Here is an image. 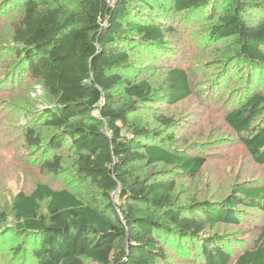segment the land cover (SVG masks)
Instances as JSON below:
<instances>
[{
	"label": "trees",
	"instance_id": "16d2710c",
	"mask_svg": "<svg viewBox=\"0 0 264 264\" xmlns=\"http://www.w3.org/2000/svg\"><path fill=\"white\" fill-rule=\"evenodd\" d=\"M0 20V92L35 82L19 96L50 103L0 136L66 184L39 181L0 209V264H264V219L244 241L216 229L264 216L263 181L188 195L208 159L157 107L221 98L264 166V0H0ZM187 33L209 48L195 67L181 63ZM18 106L0 97V123Z\"/></svg>",
	"mask_w": 264,
	"mask_h": 264
},
{
	"label": "rangeland",
	"instance_id": "374dc122",
	"mask_svg": "<svg viewBox=\"0 0 264 264\" xmlns=\"http://www.w3.org/2000/svg\"><path fill=\"white\" fill-rule=\"evenodd\" d=\"M5 27L6 25L0 20V29ZM186 35L190 36L184 37V44L187 47V57L184 58L181 63L186 67H195L197 61L199 62L203 58V55L209 52V48L203 49V47L199 46V43L197 46V40L191 37V33H187ZM194 35L196 36L197 34ZM179 45L183 46L181 40H179ZM4 58L5 55L0 53V63ZM202 75L203 72L200 77H202ZM205 75L208 74L206 73ZM237 84L238 83L233 82L230 88ZM36 85L35 82H30L25 85L26 87L24 86L18 89L25 91L30 90L29 92L31 94ZM19 90L14 92H0V97L10 96L15 99L16 103L25 107V109L19 106L17 109L9 107L3 111L5 116L0 123V129L3 131H11L15 125H19L17 123L23 119L26 114L32 113L31 110H36L37 107L40 108L50 104L46 95H42L38 98H33L32 96V100L27 101L29 92L19 96ZM38 93H41L40 88H38ZM221 100V98H216L215 102L217 103L212 104L211 101L201 99L199 95H193L184 102L173 107L157 104V107L161 109L163 115L176 120L178 124V143L180 142V138L181 143L184 144L182 146L183 148L189 149V152L197 155L204 154L208 159L200 176L193 181L187 180V184L184 185L187 190L192 191L188 195L191 196L193 194V196L195 195L201 200H219L227 196L232 188L239 183L241 184L254 180H260L264 183V166L256 164L250 159L245 148L239 142L238 137L232 133L225 123L224 114L226 108L223 107ZM31 105H33L32 109L30 108ZM228 105H231V108L235 106L234 102ZM29 108L31 110H29ZM8 125L10 127H6ZM22 127L23 126H21L17 132H20ZM154 127L157 128L158 125L155 124ZM16 135L17 134H14L10 137L13 140V144H16L14 140ZM227 140L228 142H225ZM190 144L195 145V147H185ZM197 144H205L206 148L197 146ZM19 150L20 151L9 145L6 137L0 136V209L5 207L9 208L8 205L12 197L19 190L25 189L28 191L39 181L50 182L54 187L66 186L63 176L61 179H53L51 175L48 176L40 173L37 171L36 166L28 159L26 154L27 151L22 148H19ZM63 151L68 150L64 149ZM186 195L187 192H185V197ZM257 213L258 210L250 211L249 214L244 216L243 223L238 226L222 225L217 226L216 229L222 234L233 233L244 241L255 234V226L253 224L264 219L263 214V217L256 218ZM254 219H256V221ZM8 237L10 238V235ZM187 250L189 257L192 256L193 252L191 249L187 247ZM177 260L180 264H185L187 262L181 258H177ZM195 264H201L200 260H196Z\"/></svg>",
	"mask_w": 264,
	"mask_h": 264
}]
</instances>
